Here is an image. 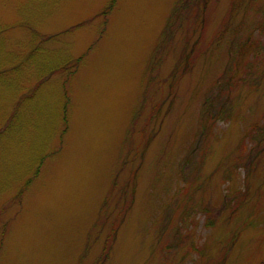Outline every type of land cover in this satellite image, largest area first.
I'll use <instances>...</instances> for the list:
<instances>
[{
    "label": "rangeland",
    "instance_id": "obj_1",
    "mask_svg": "<svg viewBox=\"0 0 264 264\" xmlns=\"http://www.w3.org/2000/svg\"><path fill=\"white\" fill-rule=\"evenodd\" d=\"M0 264H264V0H0Z\"/></svg>",
    "mask_w": 264,
    "mask_h": 264
}]
</instances>
